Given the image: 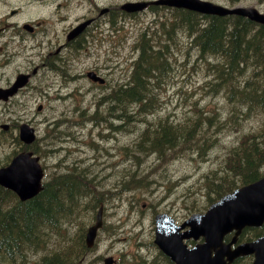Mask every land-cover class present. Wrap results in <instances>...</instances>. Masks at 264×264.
<instances>
[{
	"label": "rangeland",
	"instance_id": "1",
	"mask_svg": "<svg viewBox=\"0 0 264 264\" xmlns=\"http://www.w3.org/2000/svg\"><path fill=\"white\" fill-rule=\"evenodd\" d=\"M120 2L122 0H0L1 22L15 25L0 37V85H4L8 78L13 79L17 69L24 68L31 72L37 64L45 66V63L39 64V56H45L47 50H53L55 53L60 45L66 44V30L75 21L97 16L98 9L107 3ZM233 2L247 7L254 4L253 7L264 11V0H230V4ZM12 10H17V13L11 16ZM151 17L152 15L139 19L136 16L117 17L114 22H110L111 17L103 15L97 21L100 30L97 28L95 32L89 31L90 34L85 38L86 46L82 45V49L77 52L64 47L56 54L60 59L66 60L67 73L72 76L71 80L64 81L59 74H52L46 67L40 68L37 74L31 77V85L26 91L18 94L10 103L0 105V126L20 119H25L28 123L40 119L33 124L38 131L33 127L35 140L30 145H35L31 150L41 160L57 162L49 168L50 173L44 178L46 184L49 179L59 180L63 173H68L70 179L75 181V186L80 189L77 194L82 195L74 209L76 211L84 209V201L90 198L89 195L94 193L98 185L108 183V191L112 195V192L123 188V184L130 180V174L144 177L141 184L132 187V192L121 189V192L106 200L107 204L103 210L106 227L102 229L94 251L87 253L81 261L100 255L101 259L95 264H103L105 257H118L125 252L133 255L127 263L130 261L140 264L139 255L134 254L140 252L145 256L149 255L150 264L162 262V256L152 245L153 213L166 211L181 222L192 212L204 211L217 198L212 189L214 184L219 187L216 178L222 180L224 177L226 156L231 148L246 135L264 139V106L248 112L247 108L241 107L240 104L229 103L225 89H220L223 87V80L218 72V67L221 66L218 60L213 56L201 57L192 49L193 42L187 43L185 30L176 33L178 38L171 46L172 57L168 69L161 72L162 82L153 85V90L146 86L147 95H153V100L143 99L133 104L127 103L126 96L119 92V86L124 85L117 84L128 80L132 72L131 64L137 56V43L147 25L140 20ZM26 21L43 24L32 35L27 33L28 31H22L21 34L27 38L25 45H22L17 37V28ZM108 27L109 33L106 31ZM126 30L122 40L119 36ZM249 33L254 35L255 31ZM4 43L7 44V53L2 55ZM151 43L157 46L167 45L161 35H157ZM56 58L50 57L48 61ZM89 68L96 69L95 72L98 70L97 73L105 78V87L92 84L86 79L85 73ZM249 76L250 72L245 77L236 78L233 83ZM107 95L109 97L105 104L102 96ZM117 96H120L119 102L116 101ZM112 101L119 109L116 113L124 110L123 118L127 115L133 117L121 126L117 140L120 146L110 143L107 137L97 138L103 158L92 156L90 152L83 150L74 160L64 159L58 162L61 153H51L40 143L43 141V128L48 121L58 117L78 121L81 116L91 126L94 121L89 115L98 112L108 115L107 106L111 105ZM40 103L42 109L38 111L37 106ZM196 121L200 123L199 129H189L185 139H176L171 147L160 149L158 144V150L153 153L141 151L136 147L138 141H143L151 148V141L156 138L153 133L162 130L165 132L164 137H167L170 133L167 126H191ZM122 122L123 119L120 120V123ZM102 127L95 128L94 132H107V126ZM14 136L15 131L10 135L0 132V165L6 161L12 150L17 152L21 147L16 144ZM48 143L51 144L50 141ZM114 147H119V153L115 156L108 153L113 151ZM102 165L107 169L101 168ZM261 170L264 171V164ZM96 173L101 176L85 187L82 177L85 176L86 180ZM4 198L9 200L11 197L7 194ZM90 199L92 201V198ZM79 222L81 228L76 227ZM89 223V211L72 223H63L59 229L60 233L51 230L54 224L49 227L48 224L51 223H45L40 229L41 244L54 249V245L65 244L71 234L74 239ZM63 231L71 232L64 236ZM254 234L255 231L249 229L243 236L254 237ZM138 242L140 246L137 245ZM35 253L27 250L14 260L17 264H26L30 260L38 264L39 254L35 256ZM125 259L123 257L120 260ZM50 260L52 258L46 263ZM7 262L9 261L0 257V264ZM250 263L251 260L243 259L237 264Z\"/></svg>",
	"mask_w": 264,
	"mask_h": 264
},
{
	"label": "trees",
	"instance_id": "2",
	"mask_svg": "<svg viewBox=\"0 0 264 264\" xmlns=\"http://www.w3.org/2000/svg\"><path fill=\"white\" fill-rule=\"evenodd\" d=\"M208 18L209 23L201 28V31H191V33H198L195 41L201 44V50L205 52L202 57L213 56L221 65L218 67L221 80H223V87L221 86L220 89H225L228 102L240 104L241 107H246L248 112L264 106V26L241 17H236L232 22L226 17L209 16ZM250 31H255L254 35H251ZM139 66L137 80L127 87H120L119 90L120 94L126 96L127 103L132 102L133 104L143 99H153V95L149 97L146 92L144 71L147 68ZM249 72L250 76L247 79L244 78L245 80L233 83L236 78L245 77ZM119 97H116L117 102L120 101ZM111 104L116 105L113 101ZM117 110L119 109L113 108L112 113H116ZM199 126V121H196L191 126L183 128L178 126L167 127L170 130L167 137H163L162 132L153 133L156 138L151 141L153 143L151 148L145 145L143 141L136 144V147L146 152L158 150L156 148L158 144L160 149L167 146L171 147L176 139H185L189 129L198 130ZM263 162L264 139H259L253 135L244 136L237 145L231 148L226 156L224 177L222 180L219 177L216 178L219 187L214 184L213 189L216 191L217 196L231 191L240 184H247L261 177ZM143 178L130 174V180L124 183L123 188L120 187V189L132 190L135 184L143 182ZM67 181L73 187L63 188L59 183L61 181L55 178L36 197L24 203L17 201L13 194L0 186V257L9 260L7 264H17L14 259L22 256L27 250L32 253L36 252L35 256L36 254L40 255L38 264H94L101 259V256L98 255L81 261L87 251L93 250L86 248L83 243L86 227L74 239H72L71 234L65 240V244L54 245V249L46 244H41L40 229L45 226V223L50 222L49 227L54 224L51 230L59 232L63 223L68 224L76 221L84 212V209L76 211L69 207L71 204L80 202L82 195L77 194L80 189L75 186V181L70 178H67ZM6 191L14 199H5ZM93 196L96 197L97 201L95 197L94 202L91 201L90 198ZM102 196V191H95V193L89 195V199L87 198L84 201V206L88 204V210H92L93 206L97 207L99 205ZM59 198L61 201H59ZM62 212L63 217H61ZM91 219L92 211L90 212V222ZM107 225L110 226L109 223ZM109 226H107V230ZM76 227H80V222L77 223ZM68 232L71 231H63V235L67 236ZM137 245L139 246L138 243ZM134 254L139 255L140 264H150L151 258H149V255L142 256L140 252ZM123 257L126 259L120 260L118 264H137V262L130 261L127 263V260H130L127 254L122 253L120 259ZM51 258L52 260L46 263ZM163 262L156 264H163ZM26 264L34 263L30 260Z\"/></svg>",
	"mask_w": 264,
	"mask_h": 264
},
{
	"label": "water",
	"instance_id": "3",
	"mask_svg": "<svg viewBox=\"0 0 264 264\" xmlns=\"http://www.w3.org/2000/svg\"><path fill=\"white\" fill-rule=\"evenodd\" d=\"M155 3L182 6L218 15L236 13L264 22V16L258 15L253 9L229 10L200 0H159ZM128 6H134L133 9L140 8L136 4H128ZM87 75L92 80L102 82L93 72ZM32 134L33 130L28 126L21 127L20 137L23 141H31ZM23 158L21 155L17 156L6 167V172L0 175L2 185L13 190L16 187L30 189L39 186L38 183L42 175L40 167L23 165ZM263 222L264 176L222 196L205 213L192 215L180 226H175L173 221L165 215H159L156 219L155 243L175 264H231L234 259L249 254L254 255L252 264H264V235L231 248L243 228L258 227ZM96 226L90 229L92 234L95 232ZM186 226L189 227L188 230L179 232ZM233 230H235V234L232 240L229 243H224V235ZM199 237L203 238V243L195 244L191 248L183 243L184 239L197 240ZM106 263L111 264V258H108Z\"/></svg>",
	"mask_w": 264,
	"mask_h": 264
},
{
	"label": "bare ground",
	"instance_id": "4",
	"mask_svg": "<svg viewBox=\"0 0 264 264\" xmlns=\"http://www.w3.org/2000/svg\"><path fill=\"white\" fill-rule=\"evenodd\" d=\"M128 2H130V0H127L124 3H128ZM216 5L221 7V8H225V9H229V10L238 9V8L253 9L258 15L264 16V11L257 9L256 7L248 8L247 6H240L239 3H235V2H233L230 5H223V4H219L216 2ZM165 7H167V8L160 7L161 9L159 11L153 13L152 17L150 19L140 20L142 23H146L147 25L144 27L142 33L140 34V37H139V40L137 43L136 52L139 54V57L136 58L133 61V63L131 64L132 72L128 76V80L126 79L125 81L120 82L117 85L123 84L125 87H127V86H129V84H133L132 82H135V80H137V74H139V71H138V68H140L139 65L147 68V70L144 71V73H145V77H144L145 86H148L149 88L152 89L153 85H157V84L161 83L162 82L161 72L164 69H165V71H166V69H168V64H169L170 58L172 57L171 46H172V43L175 44V40H176V38H178L176 33H177V31H180V30L186 31L187 43L190 44V42H193V48L192 49L196 50L199 53V55L202 57V54H204L205 52L201 50V44H199V42L195 41L196 34H198V33L197 32L191 33V31H201L202 30L201 28L205 27L209 23V18H208L209 16L226 17V18H229L228 20H231V22H232V20H235L236 17H241V18L248 19L252 23L264 26L263 21L255 20L253 18H250L247 15H241V14H236V13H228L225 15H218V14H210V13H203V12H193V11L187 10L185 8H171L170 6L168 7V5H166ZM13 13L16 14L17 10L15 12L13 10ZM166 14L167 15L169 14L171 16V18H172L171 22L163 21L164 15H166ZM82 20H84V19H82ZM177 22L179 23V25H176ZM184 23H185V25H184ZM24 24H25V22H24ZM249 25H251V24H249ZM106 31L109 33V27ZM126 32H127V30L122 32L120 34L119 38H121L123 40V38L126 35ZM157 35L163 36L164 40L167 41V45L157 46L154 43H151V42H153L154 38ZM45 65H53L55 67L56 74H59V76L61 78H64V77L69 75L67 73L68 66L65 63L63 65V63H60L57 60H51L50 62H48ZM61 67H64V69ZM152 80L154 81L153 83H152ZM119 87H122V86H119ZM117 88L118 87H116L115 90H117ZM108 97H109V95H107L106 97L102 96L104 103H106ZM154 109H155V104L153 106V110ZM135 113H136V111L134 112V115H135ZM132 117L133 116H131V119H132ZM59 118L60 117L54 119L51 122L48 121L47 125L43 128V135H42L43 141L40 143H42L45 146V149L47 151H48L47 148H57L61 144L60 130L57 127V121L59 120ZM131 119H129L128 122ZM37 121H40V119ZM37 121L29 123V124L33 126V124L36 123ZM40 123H42V121ZM4 125L5 124H2L1 126H4ZM174 126H178V125L173 124V127ZM92 127L93 126L92 125L90 126L89 124H87V122L85 124H76L74 126H69L68 127L69 129L70 128L75 129V134H74L75 139L71 141L72 142L71 146L74 145V143H76L77 141L82 140L84 138H87L88 133L90 131H92V134H95L96 133V132H94L95 128H92ZM167 127H171V126H167ZM178 127L183 128V126H178ZM34 128H35V130H37L36 127H34ZM196 129H197V127H196ZM77 130H78V132H77ZM82 131H84V132H82ZM195 131H197V130H195ZM159 132H162L164 134L163 137L165 136V132H163L162 130ZM32 135H33L32 140L29 142H26L23 145H20L21 147H20V149L17 150V152H14L12 150V153L8 156L6 161L0 165V175L2 173L6 172V170H7L6 167H8L17 156L21 155L24 157L22 160L23 165L29 164V165L38 166L42 169V171L44 170V178L46 176H48V174L50 173L49 168L53 167V164H56L57 162L49 163L48 161L41 160V158L31 150V148L35 145V144L30 145L35 140L34 131H33ZM49 141L51 143L50 145L48 143ZM139 143L140 142L138 141L136 144H139ZM12 146H13V144H12ZM81 146L82 145L80 143L75 145V147H81ZM99 150L102 151L99 147L98 140L95 138V141L90 146L89 152L92 154V156H99L98 155L99 153H97V151H99ZM154 151H156V150H150L149 153H153ZM62 157L63 156H61L58 159V162L64 161L65 158H62ZM37 163L40 164L41 166H39ZM101 168L107 169L105 167V165H102ZM100 176H101L100 173H96V174L92 175L91 177L87 178L85 181V187L89 183L93 182L96 178H98ZM59 181H61V180L59 179ZM50 182H51V180L49 179L47 184L44 181L43 186H38L37 188H30V189H23V188L16 187L14 190H12V189L8 188L7 186L2 185L1 183H0V186L3 187L5 190L9 191L11 194H13L15 199H17V201L19 200L20 202L24 203V202L29 201V200L33 199L34 197H36L41 191L44 190L45 186L49 185ZM59 183H61V187H63V188L72 186L67 180H62ZM107 185H108V183L104 182V183L98 185V187L95 189V191H102L103 192L102 200L100 201L99 205H97V207L93 206L92 210H88L89 206H88V204H85L84 212H82L81 217L86 215V211H89V215H90V212L92 211L91 222L85 226L86 228H85L84 242L83 243H84L86 248L93 249V250L87 251L86 254L92 253L94 251L96 244H97V241L99 240L100 233H101L102 229H105V227H106V226L104 227L105 212L103 211L104 205L107 204L106 200L110 197H113L115 195V193L121 192V189L119 188L118 191L116 190V192H112V194L114 193L112 196L111 193L108 191ZM125 190L132 192L131 189H125ZM7 191L5 193L10 195V197L14 199V197L11 194H9ZM95 191H94V193H95ZM109 195H110V197H109ZM94 197L95 196L92 197V202H94V200H93ZM155 212L153 213L152 216H154ZM151 219H153V217ZM97 223H99V224L97 225ZM94 226H96V228H95V232L92 234L90 229ZM155 239H156V228L154 226L152 245L157 249L158 254H160L162 256L164 263L165 264H171L170 261L168 260L167 256H166V254H164L162 249L155 243ZM138 244H139V246L141 245L140 242H138ZM123 253L126 254L125 252H123ZM141 255L145 256V254H142V253H141ZM39 256L40 255H38L37 257H39ZM130 256H133V255L128 253L127 257H130ZM108 258H111V264H117L120 261V255L118 257L117 256L114 257V256L110 255V256L105 257L103 259V264H107L106 260Z\"/></svg>",
	"mask_w": 264,
	"mask_h": 264
},
{
	"label": "flooded vegetation",
	"instance_id": "5",
	"mask_svg": "<svg viewBox=\"0 0 264 264\" xmlns=\"http://www.w3.org/2000/svg\"><path fill=\"white\" fill-rule=\"evenodd\" d=\"M127 0H122V2L120 3H117V4H105L103 5L102 7H100L98 9V12L100 9L103 8V10L106 11L105 13V16H107L109 18V16L111 18L114 19H118L117 17H120L122 15H126V16H134V15H140L141 17L143 16H147V15H152L153 13L159 11L161 8L160 7H163V8H167L165 7L166 5H163V4H156L154 3V1H157V0H130L131 2H146L147 5L146 7L139 11V12H134V13H128L126 11H124L122 8H121V4H123L124 2H126ZM217 3L219 4H223V5H230V0H216ZM169 7V6H168ZM171 8H174V7H171ZM16 10H14L15 12ZM11 15H14L11 14ZM104 15V14H103ZM94 21L92 22L91 26L92 27L93 25H95L96 21L98 20L99 17H102L101 15H97V16H91ZM91 17H88V18H91ZM81 21V20H80ZM80 21H78L77 23H79ZM163 21H166V22H171L172 21V18L171 16L168 14L164 15V18H163ZM27 23H29L30 25H33L34 27H31L32 30L29 32V34H34L36 32V30L43 24V22H32V21H26ZM25 22V23H26ZM76 23V24H77ZM24 24V23H23ZM23 24L17 28V37L18 39H20L22 45H25L26 41H27V38H25L24 35L21 34L22 31L26 32L27 30L23 27ZM75 24V25H76ZM185 25V23H184ZM74 25H72L71 27L68 28V31L73 27ZM15 27L14 24L12 23H2L1 20H0V37H2L5 33V31L7 29H13ZM27 32V33H28ZM2 49L4 48V51L1 52V54H5L7 53L6 51V46L7 44H3L2 45ZM68 49V48H67ZM48 50L46 51V59H44L43 55L39 56L40 58V62L39 64H47L48 63V57L51 55L50 52H48ZM8 57V56H7ZM57 58V61L60 62V63H63L64 60L63 59H60V57L57 55L56 56ZM59 57V58H58ZM10 62H12V60H10ZM43 67H46L52 74H56L55 72V67L53 65H45V66H39L38 64L35 65L31 72H27L26 69L22 68V69H17L14 71V78L13 79H10L8 78L6 80V83L2 86L4 87H8L12 82L13 80L15 79V77H18L20 75H27V80H26V86H30L31 85V80H32V74H35L39 71L40 68H43ZM88 70H94L96 71V69H91L89 68ZM87 70V71H88ZM98 72V70H97ZM1 86V85H0ZM101 87H105V84L101 85ZM26 87H24L22 89L25 90ZM107 90V88H105ZM3 104H8L7 103H0V105H3ZM106 104V103H105ZM108 107V110H109V113L108 115H102L101 113H97V114H90L89 117L90 118H93V127L92 128H103L102 126H107V132H102V131H99L97 134H92V131H90L88 133V136L87 138H84L82 140H79L77 141L76 143H74V145L71 146V141L75 139L74 137V134H75V129L74 128H68L69 126H74L76 124H85L87 122V120L84 118V117H81L80 116V120H75V119H70L68 117H64L63 119H60L57 121V127L59 128L60 130V141H61V144L59 145V147L57 148H47L49 152L51 153H61V155L63 156L62 158H65V159H72L74 160L77 156L81 155L82 151L83 150H87L89 152V149H90V146L92 145V143L95 141V138L97 139L99 136L102 137L103 139H105L107 137V139H109L110 143H112L113 145L115 146H120L118 145L117 143V140H119V132L121 130V126L123 124V126L128 122L129 119H131V116L127 115L126 118H123L122 117V113L125 112L124 110L122 112H119V113H112V109H118L117 108V105H109L107 106ZM117 117L119 122H117ZM113 118V120L111 119ZM123 119V122L120 123V120ZM1 127V126H0ZM16 127V123L13 122V123H9L6 125V128H7V131L4 132L6 135H10L12 133V131L10 130L11 128H15ZM121 139V137H120ZM80 143L82 146L81 147H75L76 144ZM99 144V142H98ZM108 153L112 154V155H117L119 153V147H114L113 151H108ZM99 157L100 158H103V153L102 151L99 152ZM90 158V157H89ZM67 178H70V175L68 173H63L60 175V180H67ZM83 178V181L85 182V176L82 177ZM237 261V260H236Z\"/></svg>",
	"mask_w": 264,
	"mask_h": 264
}]
</instances>
